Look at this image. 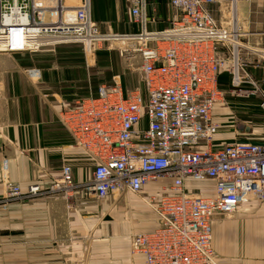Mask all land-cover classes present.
Returning <instances> with one entry per match:
<instances>
[{"label": "built area", "instance_id": "built-area-1", "mask_svg": "<svg viewBox=\"0 0 264 264\" xmlns=\"http://www.w3.org/2000/svg\"><path fill=\"white\" fill-rule=\"evenodd\" d=\"M147 1L129 0L139 32L115 34L138 41L132 50L141 56L144 90L126 88L120 78L102 84L96 94L64 109L61 122L90 159L89 184L100 201L168 181L147 198L159 226L132 236V252L142 254L144 264H217L216 217L264 199V138L217 144L215 117L217 104L226 105V91L219 86L223 72L232 75L229 92L259 93L264 116V78L255 81L240 59L247 32L237 16L240 1H260L264 14V0H170L174 14L160 31L149 29ZM222 2L230 8L226 22L213 11ZM97 36L91 0L70 5L66 0H0V53L85 44ZM2 100L0 83V106ZM5 186L10 199L41 191L35 184L26 192L18 183ZM76 187L73 168L64 163L48 190L71 193Z\"/></svg>", "mask_w": 264, "mask_h": 264}, {"label": "crops", "instance_id": "crops-1", "mask_svg": "<svg viewBox=\"0 0 264 264\" xmlns=\"http://www.w3.org/2000/svg\"><path fill=\"white\" fill-rule=\"evenodd\" d=\"M169 1H147L150 30L160 31L169 25L174 14ZM91 6L93 20L109 32H139L129 0H91ZM237 16L247 32L243 44L249 45L252 38L264 46L260 1H240ZM0 72V264H70L74 260L85 264H144L145 257L132 252V236L159 226L160 218L147 198L168 181L160 180L139 194L126 192L100 201L89 184L90 159L74 146L73 137L61 122L64 109L96 94L105 83L92 85L82 59L69 64L67 58L54 57L35 71L37 75L21 74L6 65ZM250 74L261 81L264 64L251 69ZM122 78L126 88L140 85L133 75ZM219 86L226 91V102L228 95L234 94L229 92L231 83L219 81ZM225 107L217 104L215 109L220 124L217 144L264 138V126L239 120ZM64 163L73 168L75 191L48 190L60 178ZM9 182L18 183L24 192L34 184L41 191L10 199L5 186ZM212 235L219 264H264V199L242 204L233 215L217 216Z\"/></svg>", "mask_w": 264, "mask_h": 264}, {"label": "rangeland", "instance_id": "rangeland-1", "mask_svg": "<svg viewBox=\"0 0 264 264\" xmlns=\"http://www.w3.org/2000/svg\"><path fill=\"white\" fill-rule=\"evenodd\" d=\"M66 2L70 5L73 2L80 3V0H66ZM213 11L220 22H226L231 16L229 5L223 2L221 4H216L213 7ZM98 30L100 35L106 37V39L101 40L102 37L97 38L95 41H101L96 42L95 45L94 42L85 43L86 45L81 42H68L43 47L36 52L0 53V71L1 66L6 65L11 69L22 71L21 74L30 75L34 74L40 66L42 67L46 64H50L54 57L67 58L69 64H73L76 60L81 61L82 59L93 80L92 85L99 86L102 83L110 85L113 83V80H117L118 77L122 81L123 75L126 74L135 76L136 81L140 84L138 88L143 87L141 56L139 52L132 50L138 46V41H123L117 36L115 37L114 33L109 32L104 25H98ZM250 42L249 45L243 44L249 49H240V59L244 62L243 64H245L249 74L251 73V69L256 68L260 63L264 64V57L258 52L260 49L261 51L264 50V46L258 44L259 41L252 38ZM54 50L55 52H52ZM60 50H63V54L60 53ZM66 51H68V53H66ZM250 76L255 80L251 74ZM225 103V108L229 112L231 111L237 119L264 126V116L259 106V93L245 97L243 94L236 92L228 95V99H226ZM253 136L257 138L258 134ZM217 264H219V262H217Z\"/></svg>", "mask_w": 264, "mask_h": 264}, {"label": "trees", "instance_id": "trees-1", "mask_svg": "<svg viewBox=\"0 0 264 264\" xmlns=\"http://www.w3.org/2000/svg\"><path fill=\"white\" fill-rule=\"evenodd\" d=\"M219 81H226L231 83V76L227 72H223L219 76Z\"/></svg>", "mask_w": 264, "mask_h": 264}, {"label": "bare ground", "instance_id": "bare-ground-1", "mask_svg": "<svg viewBox=\"0 0 264 264\" xmlns=\"http://www.w3.org/2000/svg\"><path fill=\"white\" fill-rule=\"evenodd\" d=\"M77 1H78V0H77ZM71 4H74V2L71 3ZM67 5H69V4L67 3ZM234 17H235V9H234ZM114 36L116 37V36H118V35H114ZM99 37L101 38L102 36H97V37H95L94 39H86L85 43H86V44H87V43H91V42L95 41V40H96L97 38H99ZM131 39L134 40L135 38H131ZM121 40L124 41V40H127V39H121ZM97 41H99V40H97ZM97 41H96V42H97ZM123 41H122V42H123ZM131 42H132V41H131ZM134 44H135V43H134ZM260 54L264 57V53H260Z\"/></svg>", "mask_w": 264, "mask_h": 264}]
</instances>
